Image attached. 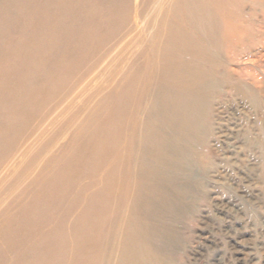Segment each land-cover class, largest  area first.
<instances>
[{
	"label": "bare ground",
	"instance_id": "bare-ground-1",
	"mask_svg": "<svg viewBox=\"0 0 264 264\" xmlns=\"http://www.w3.org/2000/svg\"><path fill=\"white\" fill-rule=\"evenodd\" d=\"M242 4L0 0V144L19 130L15 143L27 141L31 106L88 75L82 88L102 114L76 122L73 149L47 158L34 186L0 205V264H170L168 221L199 177L216 95L264 115L261 93L236 84L224 60L258 36L256 11ZM42 151L30 148L25 161Z\"/></svg>",
	"mask_w": 264,
	"mask_h": 264
},
{
	"label": "rangeland",
	"instance_id": "rangeland-1",
	"mask_svg": "<svg viewBox=\"0 0 264 264\" xmlns=\"http://www.w3.org/2000/svg\"><path fill=\"white\" fill-rule=\"evenodd\" d=\"M244 2L256 11L257 24L253 32L258 36L249 47L226 53L224 60L233 73L232 80L261 93L264 102V8H261L264 0ZM242 29L252 28L250 23H245ZM88 77L90 75L76 88L70 90L69 87L63 96L31 106L23 117L26 121L33 118L30 121L34 130L27 133L29 143H15L16 137L26 130L14 131L2 140L0 205L9 204L12 193L22 194L18 191L33 187L36 170L47 158L73 149L75 142L70 145V139L76 122H82L85 117H102L101 103L93 95L94 100L88 102L90 87L82 88ZM225 92L228 91L222 90L216 95L204 119L210 134L202 147L199 177L196 182H189L190 197L168 221L173 233L170 264H264V115L260 108L240 96ZM55 126H60L61 132L58 130L53 139L45 140L47 147L41 146L40 139L48 137L57 129ZM30 148L43 151L26 162L24 153ZM6 182L11 184L8 189L3 186Z\"/></svg>",
	"mask_w": 264,
	"mask_h": 264
}]
</instances>
